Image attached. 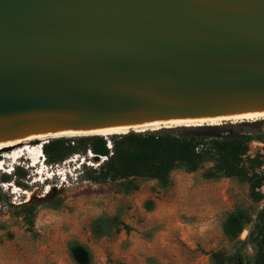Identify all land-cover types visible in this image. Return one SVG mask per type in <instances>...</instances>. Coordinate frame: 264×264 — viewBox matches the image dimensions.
I'll return each mask as SVG.
<instances>
[{
	"label": "water",
	"instance_id": "water-1",
	"mask_svg": "<svg viewBox=\"0 0 264 264\" xmlns=\"http://www.w3.org/2000/svg\"><path fill=\"white\" fill-rule=\"evenodd\" d=\"M258 113L264 0H0V144Z\"/></svg>",
	"mask_w": 264,
	"mask_h": 264
},
{
	"label": "rangeland",
	"instance_id": "rangeland-1",
	"mask_svg": "<svg viewBox=\"0 0 264 264\" xmlns=\"http://www.w3.org/2000/svg\"><path fill=\"white\" fill-rule=\"evenodd\" d=\"M242 124L264 129V119ZM211 127L218 126H199L202 130ZM128 133L101 137L111 142L112 137ZM241 134L237 131L225 135ZM258 142L264 141L251 142L249 151ZM41 143L34 140L27 145L0 148V179L11 176L9 183L0 182V264H78L73 255L77 247L89 252V264H149L150 259L156 264H213L215 253L226 258L241 256L243 263L236 260L234 264H254L255 249L244 242L264 203L253 201L249 183L227 178L209 180L206 173L213 164L206 163L196 173L173 172L167 188L156 181H141L138 191L125 196L118 193L117 184L95 185L80 180L85 163L93 169L102 164L87 155H76L51 167L46 165L42 152L40 165L31 169L35 161L29 148ZM200 144L205 151L213 148L210 140ZM20 147L26 151L18 159H10ZM17 168L27 172L24 181L15 180ZM55 201L62 202L60 210L49 207ZM150 201L152 211L146 206ZM28 202L37 208L32 226L17 209ZM237 210L250 213L253 224L246 227L239 240L230 241L223 226ZM117 213L130 230L95 239L92 223Z\"/></svg>",
	"mask_w": 264,
	"mask_h": 264
},
{
	"label": "trees",
	"instance_id": "trees-1",
	"mask_svg": "<svg viewBox=\"0 0 264 264\" xmlns=\"http://www.w3.org/2000/svg\"><path fill=\"white\" fill-rule=\"evenodd\" d=\"M203 137L140 134L130 132L124 136L112 137V151L107 148L108 140L101 136H86L75 138H59L43 144L42 152L48 166L61 165L72 157L86 156L91 152L94 157L107 160L96 169L84 166L80 176L81 181L95 185L117 184L118 193L125 196L140 189L141 181H156L162 187L171 185V174L177 170L186 173H196L206 163L213 167L206 173L209 180L227 178L237 179L250 184V195L254 202L260 203L261 197L256 193L259 181L253 176L258 161H245L249 152V144L255 140L264 141V135L226 136L227 130L221 127H211L203 130ZM204 140H210L213 148L209 151L197 153L196 149ZM36 141V140H35ZM38 141V140H37ZM213 150L215 153H213ZM28 174L17 168L15 180L24 181ZM11 176H4L0 182L9 183ZM26 188L25 185L18 183ZM147 210H153V202L147 203ZM53 210H60L61 201L49 205ZM17 209L29 218L33 225L37 208L32 202L19 205ZM121 214L103 216L91 225V232L95 239L109 238L119 234L122 230L129 231L124 225ZM253 224V217L244 210H237L229 215L223 226V233L230 241H237ZM244 245H251L255 249L254 264H264V206L258 214ZM236 260L243 263L241 256L226 258L221 253L212 255L213 264H234ZM149 264H156L153 259Z\"/></svg>",
	"mask_w": 264,
	"mask_h": 264
},
{
	"label": "bare ground",
	"instance_id": "bare-ground-1",
	"mask_svg": "<svg viewBox=\"0 0 264 264\" xmlns=\"http://www.w3.org/2000/svg\"><path fill=\"white\" fill-rule=\"evenodd\" d=\"M255 119H264V113H258V114H244L239 116H233V117H227V118H220V119H211V120H185V121H169V122H159V123H153L141 127H134V128H114V129H107V130H100V131H92V132H85V133H72V134H63L61 136H52V139H58L61 137L64 138H77V137H86V136H106L111 134H125L132 130L135 132H155L159 131L160 129H174L179 127H186V128H193V127H199L204 125H210V126H220L223 125L224 122H231L242 124L244 122H248ZM235 125V124H234ZM46 137H32L17 141H11L7 143L0 144V148L4 147H15L20 145H27L30 141L34 140H41V145H38L34 148H29L31 150V155L33 156V159L35 163L38 161L40 156V153L42 151L43 144L46 141ZM19 151H15L14 155L10 157V159H18L23 152L26 151V149L22 150V147L17 149ZM93 155V154H92ZM38 163H36L37 165ZM0 170H2L0 168Z\"/></svg>",
	"mask_w": 264,
	"mask_h": 264
},
{
	"label": "built area",
	"instance_id": "built-area-1",
	"mask_svg": "<svg viewBox=\"0 0 264 264\" xmlns=\"http://www.w3.org/2000/svg\"><path fill=\"white\" fill-rule=\"evenodd\" d=\"M263 131V135H264V129ZM256 147L254 150H250L247 155L244 157L247 160H257L258 161V165L256 166L254 172H253V176L255 177V179L257 181H259V185L256 189V193L261 197V202L264 203V142H258L255 144ZM107 148L112 151V144L111 142H108L107 144ZM206 148L203 144H200L197 149L196 152L197 153H202L203 151H205ZM88 157L92 156V153L89 152ZM107 158L103 157L102 158V162L106 161ZM1 168V165H0Z\"/></svg>",
	"mask_w": 264,
	"mask_h": 264
},
{
	"label": "flooded vegetation",
	"instance_id": "flooded-vegetation-1",
	"mask_svg": "<svg viewBox=\"0 0 264 264\" xmlns=\"http://www.w3.org/2000/svg\"><path fill=\"white\" fill-rule=\"evenodd\" d=\"M246 126H248L247 131H249V132H253L254 131V134H252L253 136L258 137V136L263 135L262 134V132H263L262 130L263 129L259 130V128H257L255 125H246ZM238 131L243 133L244 129H240Z\"/></svg>",
	"mask_w": 264,
	"mask_h": 264
},
{
	"label": "clouds",
	"instance_id": "clouds-1",
	"mask_svg": "<svg viewBox=\"0 0 264 264\" xmlns=\"http://www.w3.org/2000/svg\"><path fill=\"white\" fill-rule=\"evenodd\" d=\"M85 165V164H84Z\"/></svg>",
	"mask_w": 264,
	"mask_h": 264
}]
</instances>
